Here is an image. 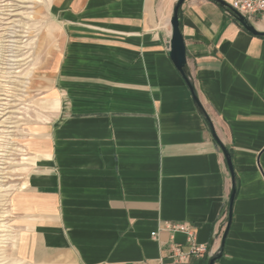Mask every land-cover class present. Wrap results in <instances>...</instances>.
<instances>
[{
	"label": "crops",
	"instance_id": "crops-1",
	"mask_svg": "<svg viewBox=\"0 0 264 264\" xmlns=\"http://www.w3.org/2000/svg\"><path fill=\"white\" fill-rule=\"evenodd\" d=\"M177 1L51 2L41 127L15 198L41 248L76 264L168 263L173 244L188 248L170 222L209 247L176 264H264V35L184 0L185 80L169 56Z\"/></svg>",
	"mask_w": 264,
	"mask_h": 264
},
{
	"label": "rangeland",
	"instance_id": "rangeland-1",
	"mask_svg": "<svg viewBox=\"0 0 264 264\" xmlns=\"http://www.w3.org/2000/svg\"><path fill=\"white\" fill-rule=\"evenodd\" d=\"M52 1L0 0V264H76L66 253L41 248L28 226L19 223L15 208L18 173L41 127L34 83L40 78L39 63L49 58L56 42ZM21 145L25 151L18 149Z\"/></svg>",
	"mask_w": 264,
	"mask_h": 264
},
{
	"label": "built area",
	"instance_id": "built-area-1",
	"mask_svg": "<svg viewBox=\"0 0 264 264\" xmlns=\"http://www.w3.org/2000/svg\"><path fill=\"white\" fill-rule=\"evenodd\" d=\"M229 10H235L246 19L257 18L264 21V0H224ZM165 227L170 231H182L187 236V250H183L180 245L173 244L169 249L168 257L170 262L165 263L162 259L158 264H176L187 260L190 256H201L209 251L206 244L198 243L195 232L182 223L166 222ZM155 232L152 233L154 235Z\"/></svg>",
	"mask_w": 264,
	"mask_h": 264
},
{
	"label": "water",
	"instance_id": "water-1",
	"mask_svg": "<svg viewBox=\"0 0 264 264\" xmlns=\"http://www.w3.org/2000/svg\"><path fill=\"white\" fill-rule=\"evenodd\" d=\"M221 5L227 6V3L224 0H213ZM184 2V0H178L175 4L174 10H173V14L171 17V26H172V34H171V39H170V50H169V56L172 60V62L174 63L176 69L180 72V74L183 76V78H185V80H187L186 75L184 73V65H185V45H184V41H183V37L180 31V27H179V17H178V10L181 6V4ZM233 14L235 15V17H237V19L244 25V27L250 31L251 33L255 34V35H264V32L257 30L253 25H251L250 23H248L247 19L240 14L239 12L232 10ZM226 162H227V166L228 169L230 171L231 174V179H232V183H234V170H233V165H232V161H231V156L226 153ZM234 196H235V190H233L231 196H230V200H229V213H228V222H227V226L225 229V232L223 234L222 237V242L221 244L224 243V239L230 224V217H231V209H232V204H233V200H234ZM214 258H212L209 262V264H213Z\"/></svg>",
	"mask_w": 264,
	"mask_h": 264
},
{
	"label": "bare ground",
	"instance_id": "bare-ground-1",
	"mask_svg": "<svg viewBox=\"0 0 264 264\" xmlns=\"http://www.w3.org/2000/svg\"><path fill=\"white\" fill-rule=\"evenodd\" d=\"M4 48H6V47H4ZM4 50H3V45L0 43V54L3 52ZM1 57H0V61L2 60V55H0ZM5 68V67H4ZM15 76V75H14ZM1 79V78H0ZM18 149L20 150V151H23L24 149H23V146L21 145L20 147H18Z\"/></svg>",
	"mask_w": 264,
	"mask_h": 264
},
{
	"label": "trees",
	"instance_id": "trees-1",
	"mask_svg": "<svg viewBox=\"0 0 264 264\" xmlns=\"http://www.w3.org/2000/svg\"><path fill=\"white\" fill-rule=\"evenodd\" d=\"M224 6V5H223ZM227 10H229V8L227 7V6H224ZM231 13H232V11L231 10H229Z\"/></svg>",
	"mask_w": 264,
	"mask_h": 264
}]
</instances>
